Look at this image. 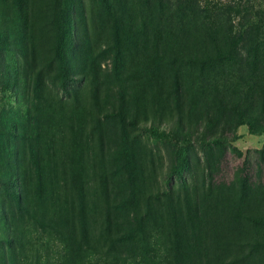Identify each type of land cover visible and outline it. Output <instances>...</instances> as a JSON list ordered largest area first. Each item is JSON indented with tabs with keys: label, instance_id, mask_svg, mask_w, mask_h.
Masks as SVG:
<instances>
[{
	"label": "rangeland",
	"instance_id": "374dc122",
	"mask_svg": "<svg viewBox=\"0 0 264 264\" xmlns=\"http://www.w3.org/2000/svg\"><path fill=\"white\" fill-rule=\"evenodd\" d=\"M63 1L76 12H72L74 20L81 15L76 24L73 20L64 26L67 31L73 30L76 37L68 57L70 78L63 82L57 64L41 68L43 61H39L37 69L42 71L40 90L50 89L70 101L76 93L87 97L93 78L98 77L102 102L108 110L117 106L122 86L129 87L125 88L127 91L139 87L137 93L143 96L139 102L149 107L152 119L158 111L160 116H165V126L170 130L176 129L172 118L182 116L185 119L183 130L168 141L150 133L151 121L142 128L130 129L140 139L147 155L143 159L144 172H139L131 184L112 156L116 144L122 141L121 125L115 117H102L99 130L106 136L103 142L106 168L104 174L94 177L92 192H88L92 209L91 241L95 250L87 256L85 264H143L142 251L134 242V238L139 237L136 209H139V216L144 217L145 227L151 229L150 223L157 217L153 209L159 205L167 207L171 202L176 205V200H180L185 218L189 212L187 208H194L200 226L205 222V215L212 218L203 225L206 237L201 235L202 246L206 249L216 247V253L207 255L211 264H264V244L260 242L262 230L245 219L251 213L253 220L264 214V91L250 92L243 83L251 76L248 51L253 48L244 40L243 32L264 18V0H164L174 11L183 10L187 20L182 32L176 30L177 24L173 22L174 28L169 34L168 24L164 22L158 27V33H154L152 24L144 28L140 12L146 0H127L134 18L125 25L130 28L127 34L133 33V36L123 38V49H127L120 57L114 50L117 40L106 0ZM149 1L157 8L156 0ZM113 3L119 12L123 2L113 0ZM35 6L41 7L40 0H32V7ZM50 25L49 21L45 26L40 25L44 37L39 32L34 34L35 44L44 49L50 47L58 32ZM7 28L9 30L3 23L0 32ZM209 28L213 31L210 35L218 36V40L209 38ZM227 36L234 37V41ZM21 38L19 33L13 39H3L0 35V124L6 122L4 110L16 112L21 109L18 98L23 89L17 78V64L13 62L17 50L20 55ZM177 38L184 45H190L198 55L194 61H207L208 56L203 54L210 52L212 66L214 59L216 65L219 61L216 59L226 53L227 67L216 71L215 79L212 77L206 85L224 89L231 86L230 92H222V95L230 96L216 103L215 92H198L201 86L198 62L189 63L179 73L175 72L166 57V49L173 48ZM44 43L49 46L44 47ZM215 43H219L220 51ZM7 44L9 48L13 44L17 50L10 51ZM140 59L151 63L149 76L154 72L153 88L138 77V80L134 79L136 82L130 81L131 77L138 76L130 74L137 72ZM238 90L252 93L256 99L238 101L242 99ZM29 92L34 91L30 89ZM238 109H243L244 115L235 114ZM248 120L253 122L254 132L247 125ZM97 127L98 123H95L94 128ZM213 135H224V139L214 142ZM185 137L192 140L188 143L184 141ZM91 155H94L92 151ZM100 161L98 157L95 159V162ZM61 170L64 172V165ZM0 171L7 178L16 172L1 168ZM68 188L76 189L73 185ZM133 192L138 201L132 196ZM173 194L174 201L171 200ZM2 195L0 185V264H62L65 248L59 233L31 222L23 212L4 204ZM147 208L149 212H145ZM210 223L219 234H230L227 235L230 240L224 236L227 242L216 245ZM224 224L226 230L219 231ZM77 234L80 238L79 227Z\"/></svg>",
	"mask_w": 264,
	"mask_h": 264
},
{
	"label": "trees",
	"instance_id": "16d2710c",
	"mask_svg": "<svg viewBox=\"0 0 264 264\" xmlns=\"http://www.w3.org/2000/svg\"><path fill=\"white\" fill-rule=\"evenodd\" d=\"M121 1L123 3L120 4L119 12L113 0L105 1L114 22L117 40L114 50L117 57H120L127 49H123V38L133 36V33L127 34V29L130 28L125 25L133 20V11L127 0ZM156 2L157 8L149 0L144 1L142 12H140L144 28L147 29L152 24L154 33H158V27L160 28L161 23L164 22L168 24L166 27L169 34L174 28L172 27L174 22L177 24L176 30L182 32L187 23L185 12L174 11L165 4L164 0H156ZM40 5L41 7L33 8L32 0H0L2 8L0 27L3 23L9 27V30L7 28V31L0 32V35L3 39H13L16 33L22 37L20 55L13 44L11 48L7 44V48L10 51L17 50L13 56V62L17 64V78L23 89L18 98L21 109L16 112L4 110L6 122L0 124V168L16 171V174H9L8 178L4 177L0 171L2 199L4 204L23 212L31 222L40 223L44 229L59 233L60 242L65 248L62 264H85L87 256L92 255V251L95 250V244L91 241L92 209L88 203V192H92L91 184L94 177L104 174L106 168L103 161V142L106 136L99 130L102 117L104 115L115 117L121 125L122 141L116 144L112 156L120 169L126 172L131 184L139 172H144L143 159L147 155L145 148L140 144V139L130 129L142 128L151 121V128H148L150 133L168 141L183 130L185 119L182 116L172 118L176 124L175 130L165 126L167 120L165 116H160L158 111L152 119L149 107L146 108L139 102L143 97L137 93L139 87L135 91H127L125 88L129 87L122 86L117 106L114 105L108 110L102 102L103 95L98 77L93 78V85L87 97L76 93L70 101L64 100L59 93L50 89L40 90L39 80L42 71L37 69L40 66L39 61H43L41 68L57 64L61 78L65 82L67 78H70L68 70L70 46L76 40L73 30L64 29L65 23L70 24L74 20L72 12L75 11L70 10L69 3L63 0H40ZM193 13L196 14V12ZM77 19H81V15L73 21L75 24ZM46 21H49L50 26L56 28L58 32L50 47L44 49L35 44L34 34L36 32L41 34L43 30L40 25L45 26ZM257 24L260 27L251 25L243 32L246 38L244 40L253 47L248 51L251 76L247 82L243 81L250 92L264 91V30H261L264 28V18H261ZM212 32L209 28L208 35ZM41 35L44 37V34ZM213 37L216 35H210L209 38L215 40ZM216 39L218 40V36ZM228 39L234 41V37L229 36ZM225 40L228 42L227 38ZM215 44L220 51L219 43ZM228 44L231 47L229 42ZM48 46L49 43L48 45L44 43V47ZM166 51L168 62L176 73L182 71V68L187 67L189 63L198 62L197 75L201 83L198 92H215L213 97L216 98V103L230 96L222 95V92H230L231 86L224 89L210 88L206 85L207 81L215 77L216 71L227 67L226 53L216 59L219 60L216 65L214 59L211 66L210 52L203 54L208 56L207 61H194L198 55L194 53L190 45H184L180 38L176 39L173 48ZM150 70L151 63L147 59H140L136 69L139 73L130 74L138 76L131 77L130 81L136 82L134 79L138 77L144 84L147 83L146 85L153 88L154 72L149 76ZM30 89L34 92H29ZM237 92L242 95V99L239 98L238 101L242 102L248 98L256 99L252 93L239 90ZM244 113L243 109L235 111L238 116ZM95 123H98L97 128H94ZM247 125L254 132L255 128L251 120L247 121ZM212 137L214 142L224 139V135ZM191 140V137L184 139L188 143ZM91 151L94 153L93 156ZM17 157L19 158L16 161ZM97 157L101 160L99 163L95 162ZM61 165H64V172L61 170ZM69 185H73L76 189L68 188ZM132 196L136 198V201L139 200L134 192ZM174 199L173 194L171 200L174 201ZM187 209L189 212L185 218L180 200H176V205L171 202L167 207L157 206L156 210L153 209L157 217L150 223L151 229L145 227L146 221L144 217L139 216V209H136L139 237L134 238L135 234H133L132 238L136 240L134 241L136 247L142 251L143 264L212 263L207 255L216 253V247L206 249L202 246L204 240L201 236L206 237L203 225L206 226L212 218L205 215V222L200 226L201 222L198 220L199 216L196 218L194 208ZM145 212H149V209L147 208ZM196 212L199 214L198 209ZM251 215L252 213L245 219L262 230L260 242L264 244V214L257 220H253ZM210 225L212 226L211 234L216 238V241L214 240L216 245L227 242L225 238L230 240L227 236L230 234L221 235L216 232L213 223ZM78 227L81 233L80 238L77 234ZM222 229L223 232L226 230V224L219 228V231ZM169 241H171L170 245H168ZM171 256L172 259H168ZM115 259L118 262L120 258L117 256Z\"/></svg>",
	"mask_w": 264,
	"mask_h": 264
}]
</instances>
